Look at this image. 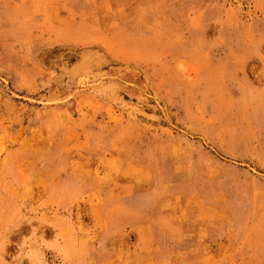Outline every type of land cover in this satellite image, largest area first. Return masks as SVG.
Masks as SVG:
<instances>
[{
    "label": "rangeland",
    "instance_id": "1",
    "mask_svg": "<svg viewBox=\"0 0 264 264\" xmlns=\"http://www.w3.org/2000/svg\"><path fill=\"white\" fill-rule=\"evenodd\" d=\"M0 264H264V0H0Z\"/></svg>",
    "mask_w": 264,
    "mask_h": 264
}]
</instances>
